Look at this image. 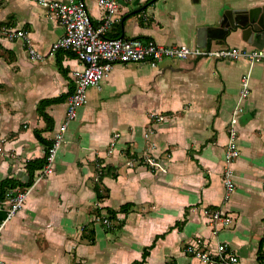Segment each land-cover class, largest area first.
Wrapping results in <instances>:
<instances>
[{
  "label": "crops",
  "instance_id": "obj_1",
  "mask_svg": "<svg viewBox=\"0 0 264 264\" xmlns=\"http://www.w3.org/2000/svg\"><path fill=\"white\" fill-rule=\"evenodd\" d=\"M83 1L97 25L103 10L96 0ZM227 9L255 14L263 11L264 0H118L106 34L162 45L255 48L236 33L208 37ZM0 27L26 33V40L8 41L0 32V106L7 101L32 106V113L0 110V132L9 130L13 118L27 122L16 123L11 139L0 143V180H23L27 161L44 155L35 131L50 140L63 120L65 95L73 90L72 72L82 65L69 51L48 54L63 27L36 0H0ZM28 44L44 58L31 60ZM165 61L157 67L114 63L98 88L87 89V103L69 123L52 172L33 178L10 219L4 220L9 198L0 203L3 264H137L162 234L141 264H201L183 251L197 238L211 246L225 242L240 264H261L264 61L251 66L246 59L215 57ZM246 75L239 155L232 164L235 187L225 195L227 125ZM45 99L54 101L44 108L51 130L37 111ZM204 208L221 209L231 223L214 234ZM108 210L115 212L109 228L92 220L94 212Z\"/></svg>",
  "mask_w": 264,
  "mask_h": 264
},
{
  "label": "built area",
  "instance_id": "obj_2",
  "mask_svg": "<svg viewBox=\"0 0 264 264\" xmlns=\"http://www.w3.org/2000/svg\"><path fill=\"white\" fill-rule=\"evenodd\" d=\"M36 1L63 27V34L51 43L48 54L53 55L60 50L72 52L82 66L72 72L73 90L67 97L63 120L52 133L51 146L46 157L47 162L36 172L34 180H39L52 172L56 151L65 140L69 123L75 119L78 108L87 103V89L98 88L114 63H143L157 67L165 59L184 60L202 57L222 58L229 61L246 59L250 66L255 62L264 61V47L251 50L219 46L201 48L176 43L162 45L152 39L109 37L106 33L113 23L118 0H96L103 10V18L97 25L91 22L83 0ZM0 32L8 41L26 40V33L22 29L0 27ZM27 53L34 61L42 60L45 56L30 44L27 46ZM248 91L246 75L241 79V89L227 125V141L222 165L225 195H228L235 187L232 164L239 155L237 123ZM162 119V116L156 117V120ZM147 161L151 165H156L150 159ZM28 189L29 187H16L10 191L9 205L4 220L10 219L22 207ZM202 213L211 225L214 234L232 221L231 217L221 209L204 208ZM96 218L108 227L111 226V220L106 213ZM183 251L201 264H240L236 252L230 249L225 242H218L211 246L197 238L185 244ZM0 264H3L1 260ZM261 264H264V247Z\"/></svg>",
  "mask_w": 264,
  "mask_h": 264
},
{
  "label": "trees",
  "instance_id": "obj_3",
  "mask_svg": "<svg viewBox=\"0 0 264 264\" xmlns=\"http://www.w3.org/2000/svg\"><path fill=\"white\" fill-rule=\"evenodd\" d=\"M72 92V90H69L68 95H65V97H68L69 94ZM64 98H60L58 99V101L63 100ZM54 102L53 100H41L37 106V111L39 113V115L45 120L46 122V126L45 129L46 130H51L52 128V121L51 118L45 113L44 108L47 104ZM35 136L37 137V139L43 143L45 145V149H44V155L42 158H36V159H32L27 161L26 163V173H25V177L23 180L18 179V178H14V177H6L0 180V203H2L3 201H5L7 198H9L10 196V191L16 187H29L32 183H33V178H34V172L37 169H41L47 162V153H48V149L51 146V140H46L44 138L41 137V135L38 133V131H35ZM99 188L95 187V192H96V198L97 200H101L104 195L98 190ZM98 213V212H97ZM114 211L108 210L107 211V216L108 218L111 220L114 217ZM162 235L156 236L155 239L152 241V243L148 246L145 247L143 252H142V261L145 260V258L147 257V255L149 254V249H151L157 238L162 237ZM263 247H264V233L263 236L261 238L260 241V245H259V249H258V259L262 260V251H263ZM141 262H138L137 264H141Z\"/></svg>",
  "mask_w": 264,
  "mask_h": 264
},
{
  "label": "water",
  "instance_id": "obj_4",
  "mask_svg": "<svg viewBox=\"0 0 264 264\" xmlns=\"http://www.w3.org/2000/svg\"><path fill=\"white\" fill-rule=\"evenodd\" d=\"M230 33L238 34L241 40L255 48H263L264 9L255 14L253 11L227 9L223 11L218 27L214 29V34L211 35L210 32L208 37L222 39ZM203 42L204 46L205 38Z\"/></svg>",
  "mask_w": 264,
  "mask_h": 264
},
{
  "label": "rangeland",
  "instance_id": "obj_5",
  "mask_svg": "<svg viewBox=\"0 0 264 264\" xmlns=\"http://www.w3.org/2000/svg\"><path fill=\"white\" fill-rule=\"evenodd\" d=\"M165 62H162L160 66H162L163 64H165ZM141 66V64H138ZM118 97V96H117ZM119 98V97H118ZM7 105L5 106H0V110L5 113V111H7L9 114L13 115L16 112H21L23 110V113H32V106L29 105H25V107L23 108L22 106H17L16 105V101H7ZM24 120V119H23ZM19 124L21 125V127H24V125H26L27 122L25 121H21V120H13L11 121V123L9 122L8 125L6 127H8L9 130L4 131V132H0V143H4L8 140L11 139L12 137V132L10 130L11 127H14L15 124ZM3 134V135H2ZM22 188V187H21ZM98 211H96V213L94 212V217L92 218V220L94 222H98L103 228H109L107 225L103 224L102 222L97 220V216H99L100 214L97 213ZM96 214V216H95Z\"/></svg>",
  "mask_w": 264,
  "mask_h": 264
}]
</instances>
